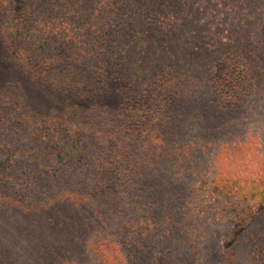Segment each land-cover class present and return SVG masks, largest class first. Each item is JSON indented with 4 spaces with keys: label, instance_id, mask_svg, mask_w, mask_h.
Listing matches in <instances>:
<instances>
[{
    "label": "trees",
    "instance_id": "1",
    "mask_svg": "<svg viewBox=\"0 0 264 264\" xmlns=\"http://www.w3.org/2000/svg\"><path fill=\"white\" fill-rule=\"evenodd\" d=\"M2 1L8 47L65 105L81 107L78 113L105 104L113 73L128 90L161 74L169 84L153 110L161 116L145 118L152 127L146 140L126 131V122L21 133L10 127L8 138L0 130V181L13 191L19 186L11 175L25 140L60 159L53 171L36 164L32 201H54L62 193L57 186L77 189L129 163L140 264H154L153 254L164 250L169 264H248L252 233L264 237V180L232 173L223 147L239 155L250 142L264 143V0H22L18 15L5 6L15 0ZM222 87L231 101L219 100ZM11 105L0 100V126L8 124ZM115 199L121 203L118 193ZM108 257L120 264L116 248Z\"/></svg>",
    "mask_w": 264,
    "mask_h": 264
},
{
    "label": "rangeland",
    "instance_id": "2",
    "mask_svg": "<svg viewBox=\"0 0 264 264\" xmlns=\"http://www.w3.org/2000/svg\"><path fill=\"white\" fill-rule=\"evenodd\" d=\"M21 2L15 0L10 6L8 1L5 6L8 5L11 15H18ZM20 63L17 52L6 43L4 27L0 26V100L11 103L13 108L8 124L0 126L1 131L6 129L3 134L6 138L10 127L21 133L35 126L57 128L87 123L122 126L126 122V131L146 140L151 136L152 127L145 118L161 116L159 110H153L160 106L158 92H167L169 80L160 79L163 74L150 83L128 90L113 73L109 77L110 93L105 104H90L78 113L81 107L65 105L59 92L46 86L44 80ZM167 70L169 76L172 70ZM224 70L222 63L218 64L219 75L224 74ZM223 78L218 76L219 82ZM232 99L233 94L222 89L219 100L229 102ZM32 145L25 140L21 143L22 149L14 152L15 158L21 161L18 170L26 172L24 175L15 169L16 173L11 175L13 181L19 183L16 190L0 181V264H108L110 246L116 248L120 264H140L136 254L139 238L130 223L134 213L129 203L131 165L121 163L119 169L106 170L103 179L93 176L81 181L82 187L77 189L57 186L62 193L54 201L45 202L42 197L40 201H32L27 191L33 189L29 183L34 182V173L38 170L36 164L39 163L41 169L53 171L56 162L60 161L57 152L40 146L31 148ZM223 152L224 164L232 173L239 174L244 180H264V143L260 140L250 142L239 155H234L228 146L223 147ZM102 180L113 187L101 186ZM211 192L215 194V190ZM115 193L121 203L115 199ZM210 204L211 201L208 205L213 207ZM210 217L211 225L221 230L218 220L213 215ZM250 239L254 242L249 248L248 264H264V237L260 231H255ZM216 248L214 245L210 249ZM226 248L227 244H223L220 250ZM153 258L154 264H169L166 250L157 251ZM185 260V264L191 262L189 258Z\"/></svg>",
    "mask_w": 264,
    "mask_h": 264
}]
</instances>
